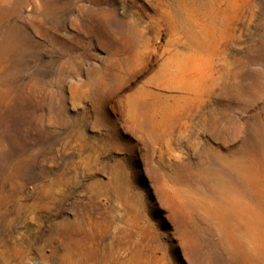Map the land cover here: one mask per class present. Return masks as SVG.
Instances as JSON below:
<instances>
[{"label": "rangeland", "instance_id": "1", "mask_svg": "<svg viewBox=\"0 0 264 264\" xmlns=\"http://www.w3.org/2000/svg\"><path fill=\"white\" fill-rule=\"evenodd\" d=\"M248 263L264 0H0V264Z\"/></svg>", "mask_w": 264, "mask_h": 264}, {"label": "bare ground", "instance_id": "2", "mask_svg": "<svg viewBox=\"0 0 264 264\" xmlns=\"http://www.w3.org/2000/svg\"><path fill=\"white\" fill-rule=\"evenodd\" d=\"M257 225L258 227L260 228L262 223H261V220L257 219ZM243 233V236L246 237V238H249L248 237V233L247 232H242ZM6 248V247H5ZM89 260V259H88ZM254 262V261H253ZM248 264H253V263H248Z\"/></svg>", "mask_w": 264, "mask_h": 264}]
</instances>
